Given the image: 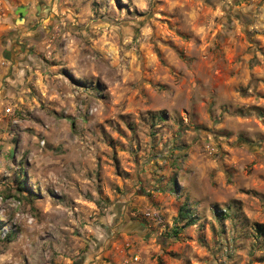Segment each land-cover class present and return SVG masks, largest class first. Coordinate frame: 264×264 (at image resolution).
Listing matches in <instances>:
<instances>
[{
    "label": "rangeland",
    "instance_id": "1",
    "mask_svg": "<svg viewBox=\"0 0 264 264\" xmlns=\"http://www.w3.org/2000/svg\"><path fill=\"white\" fill-rule=\"evenodd\" d=\"M235 1L30 3L44 24L1 92L0 264H264V0ZM26 4L0 0V56Z\"/></svg>",
    "mask_w": 264,
    "mask_h": 264
},
{
    "label": "crops",
    "instance_id": "2",
    "mask_svg": "<svg viewBox=\"0 0 264 264\" xmlns=\"http://www.w3.org/2000/svg\"><path fill=\"white\" fill-rule=\"evenodd\" d=\"M25 1L27 3L25 5L26 13L24 15V22H23L24 24H23V26H20V29L21 30L24 29L26 35L25 34L24 35L19 34L18 38H19L20 41L15 39V42H16L15 45H14V42L11 39L7 40V42L1 41V43L4 46H3V49L1 50V56H0V104L2 102L1 101L2 100L1 99V97H2L1 92H2V90L4 88L3 82L5 80L6 81L8 80L7 74L10 73V71L12 70L13 65H14L12 57H14V55L17 56L19 54V52L20 53L22 52V50L20 49L21 47L19 46V44L22 43V40L27 41L28 40L27 38H30L28 36L29 32L27 33V30H26L27 27L29 28L30 24L36 23V27L39 29L40 26H41L40 24L41 23L44 24V21L42 20L44 18V14H40L39 10H36V9L32 10V5L30 6V3L33 4V0H25ZM35 7H37V4H35ZM39 14H40V18H42V19H40L41 23L40 22L38 23ZM18 16H20V14ZM37 28H35V29H37ZM19 32H21V31H19ZM13 33H15V32H11L10 31L9 34L13 35ZM94 260L95 259H90V260H88L89 263L87 262L85 264H90V263L91 264H97L96 261H94Z\"/></svg>",
    "mask_w": 264,
    "mask_h": 264
},
{
    "label": "trees",
    "instance_id": "3",
    "mask_svg": "<svg viewBox=\"0 0 264 264\" xmlns=\"http://www.w3.org/2000/svg\"><path fill=\"white\" fill-rule=\"evenodd\" d=\"M239 0H236L235 3H237ZM20 182L23 181V178L20 177L19 178ZM20 189H24L23 185H20ZM179 218L178 220H181V219H187L186 220V223L185 225L186 226H189V225H193L196 223V219L193 218L191 212H190V209L187 207V204H185L184 206H182L180 208V211H179ZM178 226H176V230H175V233L178 232ZM256 231L257 233L261 234L264 236V224H256Z\"/></svg>",
    "mask_w": 264,
    "mask_h": 264
},
{
    "label": "water",
    "instance_id": "4",
    "mask_svg": "<svg viewBox=\"0 0 264 264\" xmlns=\"http://www.w3.org/2000/svg\"><path fill=\"white\" fill-rule=\"evenodd\" d=\"M25 13H26V7L25 6L19 7V14H20L19 20L21 22H24V15H25Z\"/></svg>",
    "mask_w": 264,
    "mask_h": 264
},
{
    "label": "built area",
    "instance_id": "5",
    "mask_svg": "<svg viewBox=\"0 0 264 264\" xmlns=\"http://www.w3.org/2000/svg\"><path fill=\"white\" fill-rule=\"evenodd\" d=\"M10 110H11V109L8 108V109H7V112H10ZM137 258H138V257H137Z\"/></svg>",
    "mask_w": 264,
    "mask_h": 264
}]
</instances>
